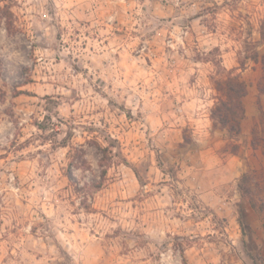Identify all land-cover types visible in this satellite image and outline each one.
<instances>
[{
	"label": "rangeland",
	"instance_id": "374dc122",
	"mask_svg": "<svg viewBox=\"0 0 264 264\" xmlns=\"http://www.w3.org/2000/svg\"><path fill=\"white\" fill-rule=\"evenodd\" d=\"M263 19L264 0H0V264H264L261 65L239 155L211 118Z\"/></svg>",
	"mask_w": 264,
	"mask_h": 264
},
{
	"label": "trees",
	"instance_id": "16d2710c",
	"mask_svg": "<svg viewBox=\"0 0 264 264\" xmlns=\"http://www.w3.org/2000/svg\"><path fill=\"white\" fill-rule=\"evenodd\" d=\"M260 34L262 36V41L260 44H264V19L261 22ZM247 60H251L255 65H261L262 75L258 82V96L259 102L264 98V53H261L258 48L254 49L252 53L244 58L238 70L240 73H236L235 69L226 70L225 77L217 80L216 90L219 93L220 98L218 103L212 110L211 118L214 121L215 125L220 126L221 129L227 131L228 137L234 141L229 144L228 153L232 155H239L242 151L243 145L238 141L242 135V121L246 117V109L244 105V99L247 97L249 92V84L242 79L241 71L246 68ZM1 64V62H0ZM253 147L256 148V144L253 142ZM228 148V147H227ZM227 151V150H226ZM102 152V179L105 178L109 164L107 162L109 150L108 148H101ZM123 163H127L124 160ZM138 179L140 176L138 170L135 167H132ZM103 186L102 182L97 184L95 187L101 189ZM238 190L240 196L243 200L251 201L254 204V192L251 190L247 183V176L244 174L239 183ZM261 211H264V203L259 208ZM239 224L242 230H245V224L243 222V210L239 211Z\"/></svg>",
	"mask_w": 264,
	"mask_h": 264
},
{
	"label": "crops",
	"instance_id": "0c3cea01",
	"mask_svg": "<svg viewBox=\"0 0 264 264\" xmlns=\"http://www.w3.org/2000/svg\"><path fill=\"white\" fill-rule=\"evenodd\" d=\"M230 67H231V69H233L235 66L233 64H231ZM255 67H257L256 69L258 70V65H255Z\"/></svg>",
	"mask_w": 264,
	"mask_h": 264
}]
</instances>
